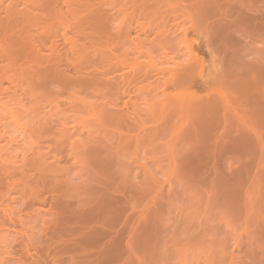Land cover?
I'll return each instance as SVG.
<instances>
[{"label": "rangeland", "instance_id": "1", "mask_svg": "<svg viewBox=\"0 0 264 264\" xmlns=\"http://www.w3.org/2000/svg\"><path fill=\"white\" fill-rule=\"evenodd\" d=\"M0 264H264V0H0Z\"/></svg>", "mask_w": 264, "mask_h": 264}]
</instances>
